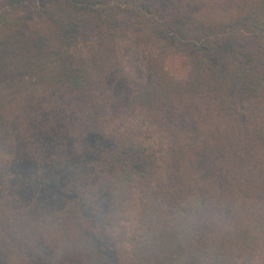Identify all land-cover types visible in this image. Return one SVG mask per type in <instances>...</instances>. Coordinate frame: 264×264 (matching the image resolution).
<instances>
[{"label":"trees","instance_id":"obj_1","mask_svg":"<svg viewBox=\"0 0 264 264\" xmlns=\"http://www.w3.org/2000/svg\"><path fill=\"white\" fill-rule=\"evenodd\" d=\"M5 1L13 10L28 9L51 30L60 48L57 82L68 91L63 108L95 103L125 112L139 103L100 85L94 71L74 62L81 42L118 22L141 25L159 38L186 39L196 48L199 78L151 111L131 106L137 123L151 116L165 125L170 157L164 173L140 140L126 135L103 144L95 124L80 118L73 147L55 164L30 174L0 172V185L28 183L53 192L58 206L75 202L79 217L95 222L91 228L102 240L112 242L119 225V242L131 245L122 264H264V0ZM166 67L173 80L188 77L182 56L169 57ZM229 85L238 87L236 94ZM132 181L146 217L139 239L126 236V226L116 221L120 208L112 206L122 197L121 185ZM31 230L24 213L0 218V264L28 245ZM69 249L78 264L106 258L115 264L107 249L91 242L79 239Z\"/></svg>","mask_w":264,"mask_h":264},{"label":"rangeland","instance_id":"obj_2","mask_svg":"<svg viewBox=\"0 0 264 264\" xmlns=\"http://www.w3.org/2000/svg\"><path fill=\"white\" fill-rule=\"evenodd\" d=\"M113 13L121 18V10L114 8ZM74 46L73 51L78 45ZM195 52L186 39L159 38L141 25L118 22L81 42L74 62H80L87 72L94 71L100 85H110L117 94L123 91L126 100L134 97L139 103L128 105L125 112L97 104L93 107L95 103L63 108L68 94L57 82L60 48L51 30L28 9L13 10L0 0V172L30 174L55 164L73 147L77 123L82 118L95 124L103 144H112L126 135L140 140L164 173L170 157L165 125H157V118L151 116L144 124L137 123L130 113L131 106L142 105L151 111L173 90L196 83ZM174 55L182 56L188 64V77L182 81L165 73L166 61ZM234 85H229L230 94L237 93ZM91 109L92 115L87 117ZM99 179L96 175L95 184ZM50 193L28 183L0 185V218L13 211L24 213L32 226L28 245L24 243L13 255L9 254L5 264H78L69 248L76 246L79 239L107 249L115 264H122L130 255V241L119 242V225L112 231V242L102 240L91 228L95 222L86 223L79 217L75 202L58 206L51 201L56 199ZM118 194L122 197L112 202V206L120 208L116 209L120 213L116 221L126 226V236L139 239L146 217L138 184L132 181L121 185ZM121 199L122 204L118 203ZM101 264H107V258Z\"/></svg>","mask_w":264,"mask_h":264}]
</instances>
